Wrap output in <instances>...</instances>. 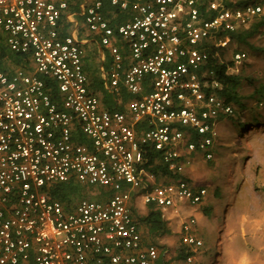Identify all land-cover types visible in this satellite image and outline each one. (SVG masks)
Listing matches in <instances>:
<instances>
[{"label": "built area", "instance_id": "1", "mask_svg": "<svg viewBox=\"0 0 264 264\" xmlns=\"http://www.w3.org/2000/svg\"><path fill=\"white\" fill-rule=\"evenodd\" d=\"M83 2V22L110 57L101 71L107 92L133 97L123 111L89 90L79 42L60 35L68 0H0L3 43L29 62L0 70V264H157L135 201L176 212L179 199L197 205L206 190L182 178L161 182L144 155L158 153L175 174L193 155L213 159L216 124L234 109L214 92L208 50L226 48L262 11L242 0ZM108 7L128 19L112 27ZM244 59L236 51L230 61ZM68 181L111 195L65 207L46 192Z\"/></svg>", "mask_w": 264, "mask_h": 264}, {"label": "rangeland", "instance_id": "2", "mask_svg": "<svg viewBox=\"0 0 264 264\" xmlns=\"http://www.w3.org/2000/svg\"><path fill=\"white\" fill-rule=\"evenodd\" d=\"M242 2L261 7V13L247 26L255 25L256 31L246 43L232 41L214 56L226 63L236 51L245 54L243 61L227 69L240 79L239 103L243 107L234 104V115L218 120L212 160H205L201 154L189 159L191 166L183 175L191 186L204 188L206 196L197 204L198 219L191 215L185 220L183 223L189 220L193 223L187 231H183L181 225L178 236L177 211H173L175 219L168 226L170 233L157 244L163 250L167 247L164 264H223L231 231L239 221L257 222L264 241V100L258 103L253 94L255 89L264 86V0ZM87 50L94 63H98L96 49L88 47ZM253 117H261V124L251 127ZM160 181L168 183L170 178ZM74 186L80 193L73 198V203L81 198L105 200L110 191L77 182ZM144 207L142 201H135V217L142 216ZM169 210L163 212L164 217L169 215ZM184 237H190L193 244H185ZM187 249L192 253L190 262L177 261L179 251L187 252Z\"/></svg>", "mask_w": 264, "mask_h": 264}, {"label": "trees", "instance_id": "3", "mask_svg": "<svg viewBox=\"0 0 264 264\" xmlns=\"http://www.w3.org/2000/svg\"><path fill=\"white\" fill-rule=\"evenodd\" d=\"M70 6V5H69ZM107 10L103 13L104 17L110 19V25L113 27L115 24L122 23L125 20V13L118 11L116 9L106 8ZM256 31V26L252 25L251 27L241 30L237 33L230 34V38L232 41L237 43H246V41L253 35ZM221 49H214L211 48L208 50L210 54V61L208 63V69L214 73V80L219 85V89H216L214 92L219 97H222L225 102L231 105L234 109V104L243 107L240 105L239 99V88H240V79L238 76L228 73L227 69L232 67L234 64L230 62H224L218 58V56H214L216 51H220ZM2 61H8L10 65L14 67H20L24 69H28V58L26 56L20 54L11 53L6 47L3 46V37L0 34V70H5L3 65L1 64ZM6 71V70H5ZM92 90V91H91ZM91 92L94 94H102V101L104 107L109 111H123L124 105L133 97L126 93V91H120L119 96L117 97L118 103H116L115 99L110 98L109 95L106 94L105 91H101L98 81L94 79L91 81ZM52 91H55L52 89ZM146 93L150 92L149 89L145 91ZM55 93V92H53ZM254 96L258 98V103H262L264 99V86H260L258 89L253 91ZM233 111V115H234ZM232 115V116H233ZM231 117V116H230ZM262 119L261 117H253L251 121V127L258 126L261 124ZM84 143H86L84 141ZM144 157L146 158L147 162L144 165V168L149 173L153 174L157 179L158 178H170V180H178V179H185L183 174H175L170 172L166 166L162 165L159 155L156 152L149 151L145 153ZM188 182V181H187ZM74 181H68L65 183H59L53 185L48 188L46 192L48 197L51 200L58 201L65 207H69L72 205L73 198L80 193V189L74 186ZM111 193L109 192L107 197H109ZM106 197V198H107ZM102 201V200H98ZM146 212L144 216L135 217V222L137 227L139 228L140 225L144 224L148 229L151 230L152 233L158 235H168L170 230L167 227L166 221L163 219L161 211L156 208L154 205H145ZM192 253H190L187 249V252L179 251L177 254V258L182 261H186L187 258H190ZM208 258V256H206ZM207 264V263H206Z\"/></svg>", "mask_w": 264, "mask_h": 264}, {"label": "crops", "instance_id": "4", "mask_svg": "<svg viewBox=\"0 0 264 264\" xmlns=\"http://www.w3.org/2000/svg\"><path fill=\"white\" fill-rule=\"evenodd\" d=\"M68 2L70 5L68 7V11L62 17L59 23L60 35L61 36L72 35L79 42L83 52L82 63L87 77L89 90H91V81L94 79L95 81H98L101 91H105L106 94L110 96V98L112 97V99H114V97L107 92V88L104 85L103 77L101 74L102 67L107 68V66L109 65L110 57L108 56L107 51L104 50L102 47H100L99 44L97 43V36L90 33L83 22L82 12H83L84 2L83 0H68ZM106 10L107 9H104L103 13ZM127 19H128V14H125L124 21H126ZM107 20H109L110 23V19ZM3 46L6 47L4 43ZM88 47H92L96 49L97 54L100 58L98 63H94L95 61L94 58L88 55V50H87ZM1 64L3 65L5 70H11L17 68L12 65L8 67L10 65L8 61H2ZM122 90L123 89H121V91ZM96 95L99 96V99L103 104L102 94L99 93ZM116 100H115L116 103L119 104L118 99ZM190 166H191V162L190 161L186 162L184 170L186 171L187 168H189ZM197 188L200 187H195V189ZM144 208L146 209V206ZM196 208L197 205H190L186 200L179 199L177 201V236L180 232L181 225L191 215H193L194 217H196V219H198L199 215L196 212ZM145 212H143L142 216L145 215ZM169 212H170L169 215L165 217L162 214L163 219L166 221L167 227L171 226V223L174 222L175 219L173 215V210H169ZM134 217H135V211H134ZM169 228L170 227H168V229ZM139 231L143 244L153 243L157 245L159 244L158 242H162L161 238L165 236V235L161 236L152 233L151 230L148 229L144 224L139 226ZM261 233H262L261 227L254 220L250 221L249 219L248 222L246 220L242 222L239 221L236 227L233 229V231H231L232 235L230 239V244L228 246L226 257L223 261V264H264V241ZM157 246L159 247V245ZM164 248L165 250H163L162 247H159L160 255L157 264H164L165 261L164 256L167 252V247ZM178 260L179 259L177 258V261Z\"/></svg>", "mask_w": 264, "mask_h": 264}]
</instances>
